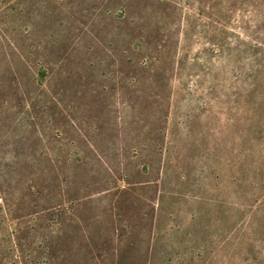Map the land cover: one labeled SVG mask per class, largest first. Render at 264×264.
Returning <instances> with one entry per match:
<instances>
[{"label": "rangeland", "instance_id": "obj_1", "mask_svg": "<svg viewBox=\"0 0 264 264\" xmlns=\"http://www.w3.org/2000/svg\"><path fill=\"white\" fill-rule=\"evenodd\" d=\"M18 193L73 264H264V0H0Z\"/></svg>", "mask_w": 264, "mask_h": 264}, {"label": "trees", "instance_id": "obj_2", "mask_svg": "<svg viewBox=\"0 0 264 264\" xmlns=\"http://www.w3.org/2000/svg\"><path fill=\"white\" fill-rule=\"evenodd\" d=\"M26 196L18 193L16 208L9 207L7 201L1 199L4 203L0 204V264H73L68 260L69 252L58 249L54 241L64 231L48 233L46 227H42L44 220L51 222L67 213L66 205L62 203L55 209L51 208L47 211L50 212L49 217L42 215L44 211L24 213L21 206Z\"/></svg>", "mask_w": 264, "mask_h": 264}]
</instances>
